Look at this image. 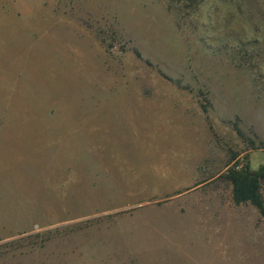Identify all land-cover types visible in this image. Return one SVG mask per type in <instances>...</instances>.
Returning a JSON list of instances; mask_svg holds the SVG:
<instances>
[{
  "label": "rangeland",
  "instance_id": "rangeland-1",
  "mask_svg": "<svg viewBox=\"0 0 264 264\" xmlns=\"http://www.w3.org/2000/svg\"><path fill=\"white\" fill-rule=\"evenodd\" d=\"M138 94L181 107L197 183L153 214L2 241L0 264H264V218L228 179L264 165V0H0V153L36 166L27 133Z\"/></svg>",
  "mask_w": 264,
  "mask_h": 264
},
{
  "label": "crops",
  "instance_id": "crops-1",
  "mask_svg": "<svg viewBox=\"0 0 264 264\" xmlns=\"http://www.w3.org/2000/svg\"><path fill=\"white\" fill-rule=\"evenodd\" d=\"M114 99L121 105L112 110L59 113L51 128L23 135L38 140L36 166L12 159L6 145L0 242L96 217L153 214L197 183L204 151L189 142L181 107L157 95Z\"/></svg>",
  "mask_w": 264,
  "mask_h": 264
},
{
  "label": "trees",
  "instance_id": "trees-1",
  "mask_svg": "<svg viewBox=\"0 0 264 264\" xmlns=\"http://www.w3.org/2000/svg\"><path fill=\"white\" fill-rule=\"evenodd\" d=\"M233 185V199L236 204L250 203L255 206L264 218V198L261 193L264 181V165L257 170L249 166L233 169L228 175Z\"/></svg>",
  "mask_w": 264,
  "mask_h": 264
}]
</instances>
